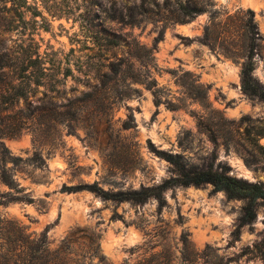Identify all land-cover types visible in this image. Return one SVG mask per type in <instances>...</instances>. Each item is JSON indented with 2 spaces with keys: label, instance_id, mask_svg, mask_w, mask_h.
Wrapping results in <instances>:
<instances>
[{
  "label": "rangeland",
  "instance_id": "1",
  "mask_svg": "<svg viewBox=\"0 0 264 264\" xmlns=\"http://www.w3.org/2000/svg\"><path fill=\"white\" fill-rule=\"evenodd\" d=\"M242 1L213 0L216 17L203 12L166 28L155 43L159 23H125L139 0H0V60L24 51L55 66L48 70L52 86L10 105L19 72L0 62V158H19L5 163L14 187L0 179L3 264H264V202L252 223L239 226L244 202L210 184L167 188L162 205L64 189L93 182L110 191L138 189L175 176L148 142L188 166L225 165L228 174L264 183V158L242 132L247 123L264 126V102L240 88L242 50L229 55L219 41H201L207 27L215 34L238 25L237 11L252 9L263 37L253 75L264 84V0ZM112 33L121 35L118 46L108 41ZM66 67L72 75L63 79ZM174 69L208 86L207 110L186 98L177 110L156 105L132 79L149 74L173 99L183 95ZM206 118L222 123L215 141L200 124ZM9 196L15 200L1 203Z\"/></svg>",
  "mask_w": 264,
  "mask_h": 264
},
{
  "label": "trees",
  "instance_id": "2",
  "mask_svg": "<svg viewBox=\"0 0 264 264\" xmlns=\"http://www.w3.org/2000/svg\"><path fill=\"white\" fill-rule=\"evenodd\" d=\"M212 5L213 0H139V2L134 5L133 11L129 13V20L125 23L130 26L139 25L143 20H151L154 23H159L160 27L154 38V42L157 43L163 38L164 30L168 27L188 23L206 11L210 12L211 18L216 17L217 10H214ZM237 13V18L239 20L238 25L229 27L224 26L221 28L222 30H216L215 34L213 33L214 31H209V27H207L201 41L208 45L219 41V45L221 43L223 50L229 55L237 54L238 49L242 50L241 55L244 59L241 62L240 68L241 91L249 97H256L264 102V84L253 75L255 67L254 57L261 49L263 37L257 28L255 13L252 9L238 10ZM237 37H239V39H236ZM120 38V34L112 33L108 41L114 47L120 44ZM153 49L154 48L146 50V63L148 65L153 58ZM0 62L1 67L12 66L19 72V83L13 86L15 92L12 96L13 99L9 101L10 105L17 104L21 99L25 100L35 87L52 86L50 83L51 79L50 77L48 78V70L55 66H45V61L40 56L33 57V55H29L27 52L25 53L23 51L11 59H1ZM119 71L120 70L115 69V74L118 75L120 73ZM170 73L175 77L177 84L180 86V91L183 94L173 99L168 97L169 92H163L162 88L157 86L155 78L149 74L143 79L136 76H133L132 79L140 81L144 84L145 88L151 91L156 105L163 103L167 108L177 110L184 106V100L186 98L193 102H198L206 110L209 108L207 102L208 86L201 83L197 76L189 71H180L176 69L170 70ZM71 75L70 68L66 67L63 72V79ZM56 82L58 83L59 80H56L55 83ZM0 96L3 97L1 94ZM74 105L75 104L68 106V113H72V115L76 113V106L73 108ZM68 119L72 121L75 118L74 116H69ZM222 119H224L223 116ZM245 120L249 121V118L243 116L240 119L241 122ZM200 124L210 138L215 141L219 135L220 129H222L220 127L222 123L212 122L210 118H206L205 120H201ZM228 124L232 125L234 122L228 121ZM67 125L69 128H72L71 123ZM123 128L127 129L129 126L125 124ZM242 132L251 148L264 158V126L255 124L250 125L247 123ZM148 145L152 151L163 157L173 166L176 173L175 176L165 179L157 185L142 186L138 189L110 191L104 190L96 182L78 183L69 186L65 185L64 189L68 192L89 190L99 195L102 199L116 202L132 201L135 203H144L149 198H155L158 200L159 204L162 205L165 202L163 191L167 188L177 185L187 186L193 184L198 186L210 184L215 191H223L228 198L241 199L244 202L239 216V226L250 224L255 220L256 206L264 202V183L253 182L242 177L228 174L225 165L220 168H213L211 165L205 168L188 166L181 155L157 149L151 142H148ZM35 159H39L40 163L43 162L42 157L37 154L35 155ZM17 160H19L18 157L8 154H4L0 158L3 164V166L0 167V179L10 188H13L15 183L5 163L7 161L16 163ZM13 200H15V198L9 196L2 200L1 203L7 204ZM257 251H260V247L257 248ZM247 252L253 253L251 250H247ZM0 264L3 263L0 261Z\"/></svg>",
  "mask_w": 264,
  "mask_h": 264
},
{
  "label": "water",
  "instance_id": "3",
  "mask_svg": "<svg viewBox=\"0 0 264 264\" xmlns=\"http://www.w3.org/2000/svg\"><path fill=\"white\" fill-rule=\"evenodd\" d=\"M253 2H254V1H250V2H245V1H242V2H241V4H250V5H252V6H253V5H254V3H253Z\"/></svg>",
  "mask_w": 264,
  "mask_h": 264
},
{
  "label": "bare ground",
  "instance_id": "4",
  "mask_svg": "<svg viewBox=\"0 0 264 264\" xmlns=\"http://www.w3.org/2000/svg\"><path fill=\"white\" fill-rule=\"evenodd\" d=\"M245 2H250L251 0H244ZM250 5V4H249Z\"/></svg>",
  "mask_w": 264,
  "mask_h": 264
}]
</instances>
